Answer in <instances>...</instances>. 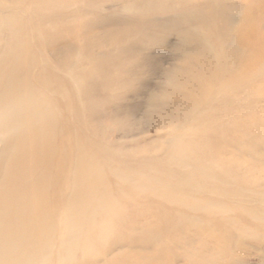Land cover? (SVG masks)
<instances>
[{"label": "rangeland", "instance_id": "1", "mask_svg": "<svg viewBox=\"0 0 264 264\" xmlns=\"http://www.w3.org/2000/svg\"><path fill=\"white\" fill-rule=\"evenodd\" d=\"M12 32L39 107L64 87L51 182L77 144L59 264H264V0H0Z\"/></svg>", "mask_w": 264, "mask_h": 264}, {"label": "bare ground", "instance_id": "2", "mask_svg": "<svg viewBox=\"0 0 264 264\" xmlns=\"http://www.w3.org/2000/svg\"><path fill=\"white\" fill-rule=\"evenodd\" d=\"M10 39L14 40L7 42L0 56V264H59L84 240L77 144H69L67 187L51 182L55 137L61 130L56 100L64 94V87L51 91L53 80L42 79L51 101L40 108L30 90L39 78L18 74L20 66L13 51L21 45L16 42L17 34L10 33ZM68 79L76 84V75ZM49 190L68 196L55 199Z\"/></svg>", "mask_w": 264, "mask_h": 264}]
</instances>
